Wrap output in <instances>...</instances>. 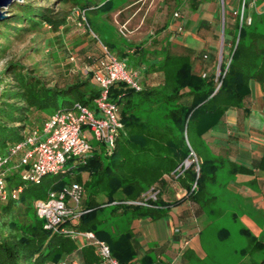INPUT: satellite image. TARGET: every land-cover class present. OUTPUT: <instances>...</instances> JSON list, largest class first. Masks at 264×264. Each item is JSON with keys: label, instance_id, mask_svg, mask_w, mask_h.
<instances>
[{"label": "trees", "instance_id": "1", "mask_svg": "<svg viewBox=\"0 0 264 264\" xmlns=\"http://www.w3.org/2000/svg\"><path fill=\"white\" fill-rule=\"evenodd\" d=\"M189 1H193L192 8L199 3L198 0ZM123 3L124 0H20L10 5L6 12L8 14L0 21L2 155H6L32 128H40L55 111L71 108L75 103L93 109V100L99 94L89 73L83 79L77 78L59 85L47 79V74L41 71L38 63L26 66L20 59H10L8 52L13 40L46 29V26L53 32L61 31L70 15L67 6L78 9L84 16L88 12L105 16ZM247 6L246 2L244 14L252 18L249 26L239 27L231 14L232 22L227 26L225 21L224 43L229 49L227 54L222 55L218 76L215 68L209 73L193 72L190 56L165 54L159 62L145 65V69L139 72L145 76L160 73L159 85L146 88L140 82L139 90L125 83L111 87L110 100L118 106L123 127L112 152L107 153L97 145L84 162L74 165L76 174L70 169L62 173L66 179L54 182H41L38 185L22 183L17 172L11 173L7 178L9 187L22 184L23 189L18 200H10L3 206L6 211L3 220L18 229L14 230L16 235H13L6 230L7 226L0 224V264L56 263L61 256L77 252L75 242L68 236L43 229L34 208L37 200H45L48 193L59 191L71 183L81 185L84 194L82 213L77 222L70 226L77 232H92L109 246L111 255L121 264H130L136 255L131 229L134 220L161 219L171 207L180 205L184 200L196 205V212L206 215L211 221L227 218L217 208L219 197L211 192L218 172L224 167L225 161L220 157L206 155L200 157V163H192L185 170L180 168L182 173L176 181L186 191V198L166 203L162 201L160 192L156 200L144 201V196L151 188L165 187L167 182L164 177H173L175 170L185 160L191 159V152L196 155L192 138H201L221 121L227 110L243 109L244 101L250 96L252 81L264 93V16L249 12ZM101 57V50L96 57L88 56L87 66L95 64ZM197 58L208 61L206 53L198 54ZM134 59L137 60V57ZM216 60L217 56L213 55L212 63ZM136 64L143 65L140 60ZM152 113H162L168 123H159L157 118L150 116ZM255 165L264 170V153ZM229 168L231 174L242 171L235 165ZM260 188L264 198V181ZM141 201L145 205L126 204ZM16 210L23 213L20 223L17 222L20 214ZM229 217L236 220L237 214L231 213ZM238 234L245 239V245L236 250L240 259L264 251L262 238L255 236L248 228L241 226ZM229 237L227 229H219L215 244L225 243ZM211 241L205 246L208 251L209 247H213ZM206 249L203 260L194 258L186 251L182 257L183 264H221ZM77 253L84 264L99 261L92 246H85ZM259 264H264V258Z\"/></svg>", "mask_w": 264, "mask_h": 264}, {"label": "crops", "instance_id": "2", "mask_svg": "<svg viewBox=\"0 0 264 264\" xmlns=\"http://www.w3.org/2000/svg\"><path fill=\"white\" fill-rule=\"evenodd\" d=\"M160 1L162 2V0ZM198 1V5L192 8L186 2H181L184 4L177 7L176 0H173L174 10L180 14L178 19H173V15L166 17L160 25L161 29L155 33L149 31L142 35L134 34L131 41L121 45L118 53L114 54L126 60L129 57L132 62L131 67L139 72L145 69V65L159 62L165 54L190 56L193 72L209 73L214 63L211 61L212 56L218 57L219 55L217 41L221 35V27L217 21L221 5L219 0ZM133 2L135 0H124L121 6L130 5ZM247 10L264 16V3L250 0ZM177 28H182V31L179 33ZM131 53L133 54L131 55ZM200 53L208 55L207 62L199 58L195 59ZM135 57L137 60L134 59ZM138 60L143 65L136 64ZM138 80L143 87H155L161 82V74L153 72L145 76L143 73H139ZM201 138L208 144L210 156L224 159L223 168L229 177L227 183L223 185V196L227 197L226 202L222 201L220 195L217 208L225 215L228 214L226 216L229 217L231 213L235 212L230 209L224 210L220 208L221 206L241 207V222L254 235H259V231L253 228L254 224H250L252 222L248 220L250 219L248 215L264 216V198L260 188V184L264 181V170L255 165V162L259 161L264 153V93L260 90L259 85L252 81L250 96L244 101L243 109L227 110L221 121L212 126ZM231 165L241 168L242 171L231 174L229 168ZM164 179L167 182L165 187H155L160 192L162 201L170 203L186 198V191L178 182L176 183L179 189L174 194L165 190L169 186L167 180L171 178L165 176ZM172 189L175 190L173 187ZM193 210L196 211L197 206L189 200H184L180 205L171 207L167 215L161 219L134 220L131 229L134 235L133 243H135L136 255L130 263L183 264L182 257L186 251L191 253L194 258L203 260L206 254L201 247L199 235L201 231L196 227V222L207 223L204 227L207 228L211 224V220L198 212H195L196 217ZM174 228L181 230V236L172 234ZM183 239L189 240V246H183ZM74 242L77 252L80 251L82 248L79 247L77 241ZM77 252L61 256L56 263L45 262L44 264H58L60 261H66L69 264L72 262L84 264Z\"/></svg>", "mask_w": 264, "mask_h": 264}, {"label": "built area", "instance_id": "3", "mask_svg": "<svg viewBox=\"0 0 264 264\" xmlns=\"http://www.w3.org/2000/svg\"><path fill=\"white\" fill-rule=\"evenodd\" d=\"M187 2L189 0H181ZM221 5V49L224 43L225 28V0H219ZM264 3V0H256ZM246 0H237V7L230 10V14L238 21L239 27L249 26L252 18L244 14ZM248 5V2H247ZM79 18L84 19V13L74 10ZM179 13H173V19H178ZM49 29L48 26H46ZM180 33L182 28H177ZM120 33L123 32L120 30ZM220 53V52H219ZM101 58L95 64L87 66V73L99 89L98 96L93 100V109L81 103H75L71 108L59 109L50 115L40 128H32L23 139L13 145L6 155L0 153V204L12 200L16 201L22 192L20 184L10 188L7 178L17 172L19 181L38 185L49 174H62L67 162L76 160L84 162L91 155L94 148L89 144L85 130L92 135V140L98 142L107 153L112 152L115 140L123 130L119 117L118 106L110 100V89L117 83H125L129 87L139 90L138 74L130 72L124 61L117 59L107 48L101 45ZM219 58V56L217 57ZM204 59H207L204 56ZM217 61V60H216ZM217 63V62H216ZM220 73V60L216 75ZM41 133V134H40ZM42 136H45L42 139ZM193 152L190 153L192 157ZM189 160L180 165L174 175L177 178L183 169H187ZM197 164V163H196ZM198 171V167L196 166ZM195 184L192 186V190ZM158 190L151 188L144 196V201L156 200ZM83 188L77 183L64 186L61 190L48 193L45 200H37L34 204L37 217L42 221L43 229L51 233L68 236L71 240L80 241V248L92 246L99 258L95 264H121L111 255L109 246L98 240L92 232H77L70 226L77 222L81 211ZM127 205H145L144 202H126ZM174 236H181V230L174 228ZM184 247L189 246V240L183 239ZM58 264H69L60 261ZM71 264H79L72 262ZM132 264V263H130Z\"/></svg>", "mask_w": 264, "mask_h": 264}, {"label": "rangeland", "instance_id": "4", "mask_svg": "<svg viewBox=\"0 0 264 264\" xmlns=\"http://www.w3.org/2000/svg\"><path fill=\"white\" fill-rule=\"evenodd\" d=\"M246 1L249 2L250 0ZM181 2L183 1L176 0L177 7H180L182 4H184ZM192 2L193 1H187L186 3L187 5H191ZM237 5V0H225V21L227 26L230 22H232L230 10L237 7ZM9 7L6 9V12L8 11ZM66 9L70 15L67 19L66 26L63 27L61 31L53 32L52 30L46 28L25 34L23 37L13 40L11 49L8 52V57L10 59H20L26 66H31L34 63H38L41 71L47 74V79L52 83H57L59 85H63L66 82L73 81L77 78H85L88 75V62L86 59L88 56H98L99 50H101V45L107 48L108 51L117 59L124 61L128 71L136 72L138 74L139 71L131 67L132 62L130 61L129 57L127 60L124 58L122 59L114 53H118L119 47L121 45L128 44V42L131 41V38H133L134 34L140 33L142 35L149 31L155 33L161 29L160 25H162L166 17H171L173 13L177 12L174 10L173 0H162V2L160 0H135V2L132 4L123 5L105 16H96L88 12L86 13V16H84V19L81 17L79 18L76 14H74V10L76 9H74L72 6H67ZM5 14L7 15L8 13ZM221 15L222 12L220 10L217 21L219 27H221ZM127 19H129L128 22H126ZM120 30L123 32V34L120 33ZM223 38L225 39L224 36ZM218 39L219 40L217 43L219 44L218 48L220 52L218 55L219 58H217V61L212 64V69L215 68V71L217 70L219 60L220 65L222 63V55H225L229 49L225 43H223V47L221 49V35ZM1 44H3V42ZM111 46H113V48H111ZM132 54L133 53H131V55ZM137 81L140 83L138 78ZM150 116L154 119L157 118L159 123H168L164 120L165 116L162 113H152ZM142 117H144V115ZM85 134L89 139V144L93 148H96L98 142L92 140V135L89 131L85 130ZM44 138L45 136H42V139ZM192 141L194 143L196 155H192L189 162L195 164L198 162L200 163V157L209 155V146L202 138L194 137V140L192 138ZM74 165H76V160L67 162L63 169L65 171L72 169L73 174H76L77 171L74 169ZM218 175L217 182L211 187V192L218 197L221 195L222 201L226 202L227 197L223 196V185L227 183L229 177L227 176L224 168L218 172ZM83 177L86 178L85 175H83ZM66 178L67 177L63 176L61 173L49 174L42 179V183L54 182ZM170 178V180H167L169 186L165 190H168L171 194H174L176 190L179 189V187L176 183V178L174 176ZM172 187L175 188V190L172 189ZM5 205L6 203L0 204V224L7 226L8 229L6 230H10L11 234L16 235L14 230H17L18 227L15 225H8V222L3 220L5 219L4 216L6 215V211L3 209V206ZM220 208L224 210H233L237 214V219L232 220L227 217L226 219L223 218V220H212L208 228H204L207 223H201L200 221H197L196 227H198V229L202 232L201 247L203 251L205 250L204 248L206 243L212 240L211 242L213 247H209V251H207L211 254H208L212 256L215 255L221 261V264H259L264 258V251L257 252L256 254L253 253L251 254L252 256L246 255L242 259L239 258L236 251L237 248L245 245L244 237L238 234L239 228L241 226L245 227L240 219L242 208H229L224 206H221ZM16 212L20 214V217L17 219V222L20 223L23 213L22 211L18 212L17 210ZM195 212L196 211L193 210V213L197 217ZM226 215L224 217H226ZM248 217L250 218L248 220L252 222L250 224H254L253 228L259 231V235L255 236H259V238H262L264 241V216L254 214L248 215ZM222 228H225L230 232V237L225 243L216 245V232ZM77 242L81 244L80 241ZM212 248L214 249L211 250ZM206 261H208V259ZM47 262L52 263L49 261Z\"/></svg>", "mask_w": 264, "mask_h": 264}, {"label": "water", "instance_id": "5", "mask_svg": "<svg viewBox=\"0 0 264 264\" xmlns=\"http://www.w3.org/2000/svg\"><path fill=\"white\" fill-rule=\"evenodd\" d=\"M16 1H20V0H0V21L2 19H4L6 17V9L13 3ZM187 160L184 161V163ZM191 162H188V164H190Z\"/></svg>", "mask_w": 264, "mask_h": 264}]
</instances>
